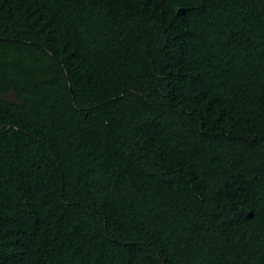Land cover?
<instances>
[{
	"label": "trees",
	"instance_id": "obj_1",
	"mask_svg": "<svg viewBox=\"0 0 264 264\" xmlns=\"http://www.w3.org/2000/svg\"><path fill=\"white\" fill-rule=\"evenodd\" d=\"M0 264H264V0H0Z\"/></svg>",
	"mask_w": 264,
	"mask_h": 264
}]
</instances>
